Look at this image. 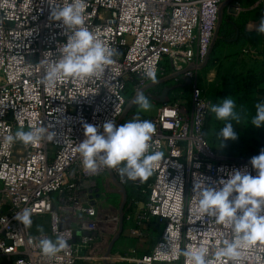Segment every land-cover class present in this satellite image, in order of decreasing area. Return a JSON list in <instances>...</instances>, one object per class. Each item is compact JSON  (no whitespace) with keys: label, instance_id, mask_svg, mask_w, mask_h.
I'll use <instances>...</instances> for the list:
<instances>
[{"label":"built area","instance_id":"2783aa9c","mask_svg":"<svg viewBox=\"0 0 264 264\" xmlns=\"http://www.w3.org/2000/svg\"><path fill=\"white\" fill-rule=\"evenodd\" d=\"M242 1L87 0L86 25L112 50V63L99 75L49 85L45 68L61 56L64 26L50 20L49 0H0V264H185L183 250L200 245L209 248L213 264H264V242L242 248L235 262L214 256L234 238L233 228L201 214L193 190L198 179L212 186L235 170L256 175L250 161L217 152L203 136L211 101L201 66L219 11L237 17ZM52 2L62 6L65 0ZM150 67L155 80L145 74ZM168 68L189 85V103L174 89L156 114L143 118L155 125L146 155L164 154L149 182L129 179L123 165L109 168L99 157L95 171L85 169L78 151L83 125L101 132L107 121L118 125L128 95L166 79ZM37 128L47 131L35 143L5 139ZM104 175L125 196L122 234L140 240L159 232L150 251L108 252L99 227L104 194L97 178ZM127 183L139 189L140 199L129 196ZM25 208L31 226L15 218ZM57 238L65 247L43 253L39 241Z\"/></svg>","mask_w":264,"mask_h":264},{"label":"clouds","instance_id":"9594fccd","mask_svg":"<svg viewBox=\"0 0 264 264\" xmlns=\"http://www.w3.org/2000/svg\"><path fill=\"white\" fill-rule=\"evenodd\" d=\"M50 20L59 21L65 28L66 42L59 46L60 58L45 68V82L54 85L56 81L68 77H91L103 73L105 65L112 63V50L98 38L86 25L87 0H65L62 6H56L49 0ZM259 33H264V17H261L256 27ZM44 63V62H42ZM146 76L155 80L154 68L146 70ZM134 103L142 110L151 108L149 99L141 92ZM210 111L216 119L226 121L219 132L222 147L227 140L237 139L231 121L241 120L232 98H224L222 102L212 104ZM251 125L259 128L264 126V102L257 103L256 115ZM101 132L97 126L85 123V139L80 142L78 151L83 156V166L95 171L96 158L109 168H120L121 174L129 179H146L152 173L154 164L159 162L162 152L147 154L149 141L155 132V125L149 120L133 119L117 126L112 121L103 124ZM45 128L31 131L18 130L5 137L11 143L20 140L24 144L35 143L44 135ZM55 132H49L47 138L53 139ZM256 175L247 171L235 170L221 177L215 185H207L204 179H198L194 184V193L198 200V210L201 214L214 215L219 223L232 226L234 238L224 240L223 246L217 247L214 256L227 257L237 261L242 248L264 242V149L250 160ZM25 226H31V212L25 208L15 217ZM65 241L57 238L42 239L40 248L45 254H54L65 247ZM219 244V241L217 242ZM185 264H213L208 259L209 248L204 245L188 246L182 252Z\"/></svg>","mask_w":264,"mask_h":264},{"label":"trees","instance_id":"16d2710c","mask_svg":"<svg viewBox=\"0 0 264 264\" xmlns=\"http://www.w3.org/2000/svg\"><path fill=\"white\" fill-rule=\"evenodd\" d=\"M254 1V0H249ZM232 16L225 17L224 22L221 23L219 30L217 31V37L213 44L211 51L208 53L207 62L205 67L213 66L219 62V59L215 58L216 49L221 45H234V44H244L245 35L242 34L243 25L245 20L240 19L239 21L233 23ZM238 31L239 37L236 42L228 43V40L234 36V33ZM264 57V53H261ZM170 72L174 74L173 70ZM167 70V71H168ZM202 71V70H201ZM168 77V72H166ZM179 79H182L179 76ZM183 80V79H182ZM183 90H188L189 85L186 84L183 80L182 86ZM165 86L163 83L156 82L151 85L143 94L151 100H155L158 96L161 95ZM209 99L211 100V105L220 103L224 98H232L236 103V110L241 115V120L239 123L236 121H231V123L238 126L239 130H234L237 133V139L227 140L226 144L222 147L221 153L227 155L233 160H245L250 161L252 156L258 155L262 149H264V128L260 130L258 134L255 133V126L251 125V120L255 116V104L264 102V66L263 69L259 72H254L252 70L248 71H236L232 66L229 68L221 69L220 64L218 67V79L217 81L209 88L207 92ZM137 97V95H135ZM134 97V100L136 99ZM171 98V96H169ZM138 105L133 104L132 108L129 110L127 116H125L124 121L127 122L133 119L143 120V116L136 112ZM216 119L215 114L210 111V114L205 122L203 129V136L205 137L207 143L214 147L217 145V141L212 138H208V128L210 124H213ZM122 123H125V122ZM119 126V123L118 125ZM240 126V127H239ZM248 154L250 156H248ZM149 178H139V183L147 184ZM126 190L129 191V196L140 199L138 194L139 189L136 186H133L131 183H127ZM31 233L35 231L31 228ZM85 264V263H81Z\"/></svg>","mask_w":264,"mask_h":264},{"label":"crops","instance_id":"0c3cea01","mask_svg":"<svg viewBox=\"0 0 264 264\" xmlns=\"http://www.w3.org/2000/svg\"><path fill=\"white\" fill-rule=\"evenodd\" d=\"M242 4L244 6V10L241 14H239L237 17H232L233 23L239 21L240 19L245 20V23L243 25L242 34L245 35V43L244 44H234V45H221L216 49L215 58L219 59V62L213 66H206L202 69L200 73V80L201 85L203 86L204 90L206 92L209 91V88L217 81L218 79V67L220 64L221 69L229 68L230 66L233 67L236 71H248L252 70L254 72H259L263 68L264 57L262 55H259L261 53H264V33H259L256 30L257 25L259 24V21L261 17H258L257 12H262V0H243ZM264 10V8H263ZM228 16L227 13L223 10H221L220 15V23L219 28L221 26V23L224 22L225 17ZM264 16V13H263ZM225 24V22H224ZM218 28V30H219ZM218 33V32H217ZM217 37V35H216ZM239 37V32H235L234 36L228 40V43L236 42ZM216 40V39H215ZM212 49V48H211ZM211 51V50H210ZM207 62V61H206ZM254 67V68H253ZM179 79V75H176L172 78V80H165L160 79L158 81L165 80L163 82L165 89L173 88L175 87L171 85L173 81H176ZM157 81L153 82L156 83ZM152 83V84H153ZM162 83V82H160ZM180 87V86H179ZM163 90V91H164ZM182 92V90H180ZM163 93V92H162ZM161 93V94H162ZM183 93V92H182ZM181 94V93H180ZM161 96V95H160ZM183 97V94H182ZM168 99V95L164 99L165 101ZM183 98L182 101L185 102ZM211 101V100H210ZM151 104V108L147 111L142 110L139 106L136 108V112H138L143 117L152 116L156 114L158 111L159 106L162 104L158 99L149 101ZM103 179L100 181V183L97 180V184L99 187V190L102 194H104V198L102 199L100 203L101 209H103L105 206H120V204L123 201V197L118 194V190L116 185L112 182L109 175L102 176ZM98 179V178H97ZM110 184L114 188V192H116V195L111 196L110 198H107V193L111 192L110 190ZM109 199V201H108ZM159 232H157L154 236V240H149V242H146L141 245V248L138 249V246L140 243H143V240L140 239H133L125 236L124 234L121 235L119 240L115 242L113 247L110 249L112 252L113 248L119 250L118 253L122 254H130L132 251L136 250L138 255H142L152 248L153 244L156 242V239L158 238ZM136 240L138 241V246H134L129 248L127 241L128 240ZM147 244V245H145ZM147 246L145 248V246ZM101 246L103 244L101 243ZM109 248V245L107 246V249Z\"/></svg>","mask_w":264,"mask_h":264},{"label":"rangeland","instance_id":"374dc122","mask_svg":"<svg viewBox=\"0 0 264 264\" xmlns=\"http://www.w3.org/2000/svg\"><path fill=\"white\" fill-rule=\"evenodd\" d=\"M264 0H262V12H257L258 14V17H264L263 16V13H264ZM166 63V61L163 62V64ZM264 64V62H262ZM264 66V65H263ZM254 68V67H253ZM263 68V67H262ZM171 70H168V77L166 79H169V80H172L173 77L175 76H172V73L170 72ZM174 72V71H173ZM158 81V80H156ZM182 83H183V80L182 79H177L176 81H173L171 83V85H173L175 87V89H177V92L181 93V95L183 94V98H185V102L188 104L189 103V91L188 90H183L181 87L179 86H182ZM182 90V92L180 91ZM129 93V92H128ZM134 97H136L135 95L133 94H129L128 95V102H127V105L125 107V111L122 115V117L120 118L119 120V125L122 124V122L124 121V118L125 116H127L126 114H128L129 110L132 108L133 104H134ZM155 99H158L155 98ZM260 103V102H258ZM257 103L255 104V107H256ZM255 115H256V108H255ZM125 122V121H124ZM226 121H222V120H216L213 122V124H210L209 128H208V138H212V139H215L217 141V145L214 146V148L216 149L217 152H220L221 150V142H220V138H219V132L221 130L222 127H224ZM234 127V130H239L238 126H236V124L233 125ZM240 127V126H239ZM256 128V131L255 133L258 134L260 132V130L262 128H264V126L262 127H255ZM227 142V141H226ZM226 142H224V144H226ZM248 156H250L248 154ZM253 157V156H252ZM103 179V177H99L97 180L98 182L100 183V181ZM110 190L111 192H108L106 195H107V198H110L111 196H114L116 195V192H114V188L111 186L110 184ZM109 201V199H108ZM110 202V201H109ZM118 209H119V206H105L103 209L99 210L100 211V222H99V227L101 228V232H102V241L107 243L108 245L110 244L111 240L116 236L117 232H118V226H119V212H118ZM123 213V212H122ZM143 243H140V245L138 246V241L136 240H128L127 241V244H128V247L131 248V247H134V246H138V249L141 248V245L146 243V242H149V240H154V237L153 238H143ZM147 245V244H145ZM144 245V246H145ZM147 246H145L146 248ZM119 250L117 249H114L112 250V252H117L118 253Z\"/></svg>","mask_w":264,"mask_h":264},{"label":"water","instance_id":"95a60500","mask_svg":"<svg viewBox=\"0 0 264 264\" xmlns=\"http://www.w3.org/2000/svg\"><path fill=\"white\" fill-rule=\"evenodd\" d=\"M220 15H221V10L219 11V14H218V22H217L216 32H215V34H214V38H213L212 44H211V46H210V48H209V52H210L211 48L213 47V44H214L215 39H216V35H217L218 28H219V23H220ZM236 32H238V31H236ZM209 52H208V53H209ZM206 61H207V58L205 59L203 65L201 66V69H203V68L205 67V65H206ZM165 80H168V79H165ZM165 80L157 81V82H162V83H163V82H165ZM153 84H154V83H153ZM153 84H150V85L147 86L146 88L142 89V90L140 91V93H141V92L143 93L144 91H146V90H147L151 85H153ZM173 90H174L173 88H169V89L167 88V89H165V90L163 91V93L161 94V96H159V101L163 104V103L165 102L164 99L166 98V96L169 95ZM134 101H135V100H134ZM124 206H125V196L123 197V201H122V203L120 204L119 209H118V212H119V226H118V232H117L116 236L111 240V242H110V244H109L108 252H110V249L113 247V245L115 244V242H116L117 240H119V238H120L121 235H122V230H123L122 212H123V210H124Z\"/></svg>","mask_w":264,"mask_h":264}]
</instances>
